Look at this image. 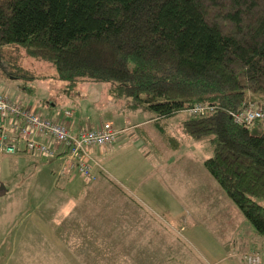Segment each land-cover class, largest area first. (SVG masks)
Instances as JSON below:
<instances>
[{
  "label": "trees",
  "instance_id": "trees-1",
  "mask_svg": "<svg viewBox=\"0 0 264 264\" xmlns=\"http://www.w3.org/2000/svg\"><path fill=\"white\" fill-rule=\"evenodd\" d=\"M11 46L53 64L70 90L109 84L157 118L172 149L181 143L159 121L212 108L183 131L211 136L204 168L264 237V118L248 128L231 117L264 111V0H0V54Z\"/></svg>",
  "mask_w": 264,
  "mask_h": 264
},
{
  "label": "rangeland",
  "instance_id": "rangeland-1",
  "mask_svg": "<svg viewBox=\"0 0 264 264\" xmlns=\"http://www.w3.org/2000/svg\"><path fill=\"white\" fill-rule=\"evenodd\" d=\"M0 90L8 93L12 100L48 117L59 118L64 115V111L70 110L73 113L72 120L86 128L108 123L111 115L122 118L121 113H118L120 108L128 114L131 121L152 114L147 111L140 112L131 107L130 103H125L126 100L116 99L109 93V84L106 83L80 82L70 90L67 83L57 77L53 64L28 56L26 50L18 46L5 47L1 51ZM190 116L186 110L167 119L166 124V131L181 143L178 149H172L165 140L176 151L175 154L178 152L168 160L169 164L172 165L177 157H181L182 161L173 165L172 171L151 173V177L144 180L146 186L160 181L163 187L158 190L163 201L151 204L157 210L159 228L163 226L166 229L164 243L159 242L148 253L154 259L151 261L153 264H175L174 261L189 264L190 254L197 258L200 253L190 244L188 246L185 241L188 232H181L179 223L182 222L183 227L191 231L194 227H200L199 225L205 226V222L200 220L195 224L198 215H214L216 220L223 221L221 210L228 213L224 201L213 204L210 187L215 185L218 187L217 192V189L221 190L201 164L214 155L211 136L198 140L185 134L182 126ZM28 157L31 159L18 162H14L13 156L0 159V190L6 189V193L0 194V264H146L142 260L147 254L141 250L124 251L125 247L114 249L112 246L107 250L101 248L102 251L86 252L87 255L81 257L74 250L73 237H68L70 242L65 244L57 236L36 235L46 226L43 225L42 218L38 220L37 215L47 216L51 222L60 223L70 210L69 197L76 193L68 185L63 188L62 183L72 180L74 176L61 174L62 166L52 177L47 170H43V166L49 164L46 159ZM33 158L37 160L33 161ZM189 163L197 164L195 171H182L184 169L181 167ZM182 178L186 179L188 188L192 179L196 180L199 193L195 203H180L176 199L175 189L184 181ZM95 181L96 179L85 182L91 184ZM202 190L208 196L205 197ZM221 193L226 197L222 191ZM227 201L231 203L229 199ZM256 201L264 207V200ZM230 205L233 207L232 212L227 216L233 220V228L244 230L240 219L247 222L238 209L232 203ZM141 224L138 226L141 227ZM103 238L105 243L109 239ZM132 240L140 247L141 236ZM255 254L259 253L250 252L245 256Z\"/></svg>",
  "mask_w": 264,
  "mask_h": 264
},
{
  "label": "crops",
  "instance_id": "crops-1",
  "mask_svg": "<svg viewBox=\"0 0 264 264\" xmlns=\"http://www.w3.org/2000/svg\"><path fill=\"white\" fill-rule=\"evenodd\" d=\"M124 102L129 104L127 100ZM118 113H121L122 118L111 115L108 121L120 133L117 142L111 148L90 150L96 183L88 184L79 175L71 177L72 180L67 178L68 181L62 183L63 188L68 185L71 191L76 193L69 197L70 210L58 224L51 222L47 216L38 217L37 215L38 220L42 218L43 225L46 226L36 235L57 236L65 244L70 242L68 237H73L75 238L74 250L80 253L81 257H85L86 252L102 251L101 248L107 250L112 246L114 249L125 247L124 251L141 250L147 254L142 261L153 264L151 261L154 259L150 258L148 253L152 252L151 248L159 245V242L164 243L166 236V229L163 226L159 228L157 210L151 206L163 201L158 191L162 184L158 181L146 186L144 180L151 177V173L172 171V166L181 162L182 159L177 157L178 159L174 160L172 165L169 164L168 160L173 155L176 156L178 152L175 154L176 151L166 144L155 125L157 118L153 114L131 121L128 114L121 108ZM59 119L63 120V116H59ZM167 121L164 119L159 121L165 130ZM70 124L74 133L82 127L72 119ZM13 157L14 162L31 159L27 155ZM34 160L37 158H33ZM46 160L49 164L43 166V170H47V173L53 177L63 164V155ZM196 165L189 163L181 168L184 172H194ZM48 167L50 169H47ZM182 179L184 181L176 187L177 190L175 189L176 199L180 203H195L199 193L195 185L196 180L193 178L188 188L186 179ZM216 188L218 187L215 185L210 187L213 204L224 201L228 207V213H223L221 210L223 221L216 220L214 215L210 217L198 215L195 224H198L199 220L204 221V227L199 225L200 227L187 231L182 222L178 225L181 232H188L185 238L188 246L190 244L200 253L197 258L190 254L189 264H248L245 255L250 252L259 253L261 264H264V237L258 236L246 220L247 223L240 219L244 230L233 228V220L227 216L230 215L233 207L219 189H217L218 192L216 191ZM202 192L205 197L208 196L205 191L202 190ZM4 193L6 189L2 188L0 194ZM234 212L237 213V211ZM138 224H141V227ZM140 236L139 247L132 238ZM103 237L109 238L106 243ZM154 237L159 238L154 239ZM179 241L182 244L181 239ZM173 263L182 264L176 261Z\"/></svg>",
  "mask_w": 264,
  "mask_h": 264
},
{
  "label": "built area",
  "instance_id": "built-area-1",
  "mask_svg": "<svg viewBox=\"0 0 264 264\" xmlns=\"http://www.w3.org/2000/svg\"><path fill=\"white\" fill-rule=\"evenodd\" d=\"M212 108L197 105L188 110L192 116H203ZM73 113L64 111L63 120L49 118L40 111H32L25 105L11 99L0 90V159L4 156L28 155L44 159H54L63 155L61 174L79 175L86 181L96 176L91 164L90 150L113 146L118 138L111 123L93 127H81L74 133L70 121ZM235 123L252 127L264 118V111L254 105L240 112L231 113ZM248 264H261L259 254L246 257Z\"/></svg>",
  "mask_w": 264,
  "mask_h": 264
}]
</instances>
